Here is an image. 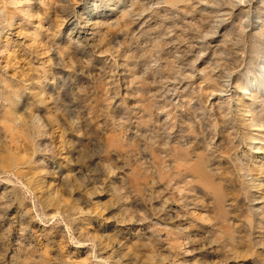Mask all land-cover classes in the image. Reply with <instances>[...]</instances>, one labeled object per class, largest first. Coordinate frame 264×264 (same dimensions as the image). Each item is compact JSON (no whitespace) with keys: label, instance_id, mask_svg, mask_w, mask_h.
<instances>
[{"label":"rangeland","instance_id":"obj_1","mask_svg":"<svg viewBox=\"0 0 264 264\" xmlns=\"http://www.w3.org/2000/svg\"><path fill=\"white\" fill-rule=\"evenodd\" d=\"M0 264H264V0H0Z\"/></svg>","mask_w":264,"mask_h":264}]
</instances>
